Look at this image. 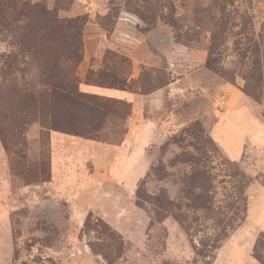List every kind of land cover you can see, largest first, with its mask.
I'll return each instance as SVG.
<instances>
[{
  "label": "rangeland",
  "instance_id": "obj_1",
  "mask_svg": "<svg viewBox=\"0 0 264 264\" xmlns=\"http://www.w3.org/2000/svg\"><path fill=\"white\" fill-rule=\"evenodd\" d=\"M55 17L79 18L81 81L140 93L146 74L168 82L149 91L163 88L161 101L139 117L159 121V140H134L136 167L149 158L151 165L124 187L98 178L66 197L51 186L53 130L116 142L128 110L112 98L107 128L92 134L96 121L76 120L77 112L68 129L50 126L38 101L47 91L42 71L52 74L36 47L51 52ZM235 92L264 121V0H0V264H264L255 256L264 257V230L256 228L264 221V151L231 160L210 134ZM224 136L229 145L244 137L237 127ZM111 151L95 161L98 171ZM162 194L177 203L179 219L156 221L152 201ZM90 212L112 229L95 217L86 227Z\"/></svg>",
  "mask_w": 264,
  "mask_h": 264
},
{
  "label": "crops",
  "instance_id": "obj_2",
  "mask_svg": "<svg viewBox=\"0 0 264 264\" xmlns=\"http://www.w3.org/2000/svg\"><path fill=\"white\" fill-rule=\"evenodd\" d=\"M80 90L126 101L132 104V111L125 122L127 132L122 142L118 144L61 131L51 132V186L61 196L66 197L81 194L85 186L89 185L87 184L89 180L94 181L99 178L100 181L120 183L124 187L130 178H135L136 172V179L139 180L148 172L151 160L149 158L145 168L136 167L135 137L137 135L144 145L147 143L151 145L159 140L161 134L160 123L156 118L145 117V115L141 119L139 117L144 106L155 107L161 101L162 94L159 91L163 88L149 94H142L129 88L103 86L82 79ZM228 126L237 127L244 135L234 145L225 142L224 133L227 128H230ZM210 134L231 160L244 158L251 149L257 148L264 151V121L256 115L253 103L247 101L238 92L231 95L226 116L212 125ZM108 148L113 152L111 162L107 169L100 172L97 170L95 161L100 159L102 152ZM95 151L97 154L93 153ZM73 186L76 187L73 188ZM256 228L264 230V221L257 222ZM251 264L259 263L251 259Z\"/></svg>",
  "mask_w": 264,
  "mask_h": 264
},
{
  "label": "trees",
  "instance_id": "obj_3",
  "mask_svg": "<svg viewBox=\"0 0 264 264\" xmlns=\"http://www.w3.org/2000/svg\"><path fill=\"white\" fill-rule=\"evenodd\" d=\"M51 24L54 32L58 34L57 38H53L49 42L51 52L47 54L46 51H43L42 47H36L37 52L41 53L44 59L41 66L45 67L41 69L44 71L49 69L52 74V78L46 79L44 76L45 73L42 71L43 79L41 82L46 86L47 91L46 93H39L40 99L38 101V108L40 111H42L43 107H47L50 110L51 116L49 123L52 128H65L66 126H69L73 122V113L75 112H77V115H75L76 120L79 119V121L85 123L96 121V127H92L91 130L86 129L88 130V134L98 132L102 127L107 128L108 121L105 109L109 100L112 98L96 94L92 95L80 90L81 79L77 74V70L83 60V42L79 18L60 20L58 17H55L51 20ZM66 33H70L69 38L65 37ZM147 75L148 74L144 75L146 76V80L143 81V84L141 85V93H149V91L163 87L168 83L158 82L155 84L152 80L147 78ZM144 76H142V78ZM111 87L125 88V85H111ZM123 103L128 106L127 115L124 119L125 124L127 117L131 113V104L128 102ZM126 132L127 127L123 129L119 141L112 143H121ZM189 180L190 186L197 183L196 176L189 177ZM201 185H204L203 182ZM195 200L197 206H204V198L196 196ZM152 202L154 204L156 221H163L169 213L174 214L175 218L179 219V216L176 215L174 211V208L177 207V203L166 197L164 194L155 196ZM136 204L142 208L146 206L143 201L140 187L136 193ZM94 217L97 221L107 226V228L112 229L110 223L102 217H96L92 212L87 216L85 221L86 227L90 225L91 220ZM151 223H153V220ZM224 236H227V234L225 233ZM221 239L223 238L220 237L219 240ZM198 253L200 255H207L205 250H199ZM255 256L260 261L264 262V257L261 254L257 253Z\"/></svg>",
  "mask_w": 264,
  "mask_h": 264
},
{
  "label": "built area",
  "instance_id": "obj_4",
  "mask_svg": "<svg viewBox=\"0 0 264 264\" xmlns=\"http://www.w3.org/2000/svg\"><path fill=\"white\" fill-rule=\"evenodd\" d=\"M218 104L221 106V107H224L225 104H226V98L225 96H222L221 98H219L218 100Z\"/></svg>",
  "mask_w": 264,
  "mask_h": 264
}]
</instances>
